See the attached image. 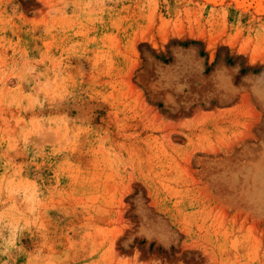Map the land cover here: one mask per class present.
Returning a JSON list of instances; mask_svg holds the SVG:
<instances>
[{
  "label": "rangeland",
  "instance_id": "374dc122",
  "mask_svg": "<svg viewBox=\"0 0 264 264\" xmlns=\"http://www.w3.org/2000/svg\"><path fill=\"white\" fill-rule=\"evenodd\" d=\"M0 264H264V0H0Z\"/></svg>",
  "mask_w": 264,
  "mask_h": 264
},
{
  "label": "bare ground",
  "instance_id": "6f19581e",
  "mask_svg": "<svg viewBox=\"0 0 264 264\" xmlns=\"http://www.w3.org/2000/svg\"><path fill=\"white\" fill-rule=\"evenodd\" d=\"M203 1H208V2H218L220 0H203Z\"/></svg>",
  "mask_w": 264,
  "mask_h": 264
}]
</instances>
